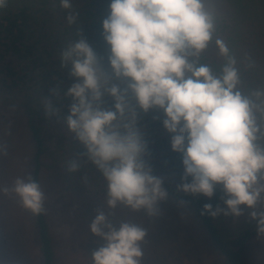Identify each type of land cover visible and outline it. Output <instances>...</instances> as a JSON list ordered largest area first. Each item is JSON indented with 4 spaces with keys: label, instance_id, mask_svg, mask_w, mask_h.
I'll return each mask as SVG.
<instances>
[{
    "label": "clouds",
    "instance_id": "1",
    "mask_svg": "<svg viewBox=\"0 0 264 264\" xmlns=\"http://www.w3.org/2000/svg\"><path fill=\"white\" fill-rule=\"evenodd\" d=\"M61 2L71 7L70 0ZM67 19L73 24L76 16ZM213 31V11L205 0H110L101 33L107 69L85 38L61 53V67L70 62L74 80L65 93L72 100L67 127L106 180L107 206L145 209L152 216L168 193L144 159L147 141L139 121L150 111L162 113L152 119L162 123L172 150L182 154L177 190L212 198L219 186L226 209L205 204L204 211L240 216L246 206L253 219L259 216L258 231L264 232V212L255 211L264 193V91L240 90L232 58L219 76L198 63ZM217 44L227 55L223 42ZM105 96L112 100L110 108ZM77 168L73 162L71 170ZM11 191L34 214L44 211L38 183L18 178ZM90 230L105 241L92 253L93 264H140L144 229L127 222L116 229L101 211Z\"/></svg>",
    "mask_w": 264,
    "mask_h": 264
},
{
    "label": "trees",
    "instance_id": "2",
    "mask_svg": "<svg viewBox=\"0 0 264 264\" xmlns=\"http://www.w3.org/2000/svg\"><path fill=\"white\" fill-rule=\"evenodd\" d=\"M109 3L110 0H70L69 8H64L61 0H3L0 3V104L17 105L27 111L29 129L36 144L32 181L38 184L41 157L46 151L45 125L56 120L67 127L66 118L72 103L71 97L65 95L74 82L69 75L72 66L69 62L67 67H61V53L70 44L85 38L98 56L103 57L107 69L108 48L101 33ZM246 5L244 3L241 7ZM70 14L76 16L73 24L68 23ZM214 29L224 38L227 55H223L220 61L200 57L198 63L207 64L213 74L219 76L223 66L232 58L239 73L240 90L245 95L264 91V23L250 15L232 20L214 15ZM117 83L124 86L122 81ZM104 106H112L110 97H104ZM153 115L162 113L150 111L147 115L142 114L139 124L147 141L144 159L152 166V174L162 179V187L168 193L165 199L187 205L196 213L227 264H249L247 249L264 232H259L257 225L234 234L223 225L222 212L216 217L205 212V204H211L212 210L223 207L220 189H216L212 198L177 190L184 173L182 154L172 150L171 134L162 123L152 119ZM68 132L71 140L58 153L66 184L71 190L95 196L101 204L107 205L106 180L88 159L85 147L75 134ZM261 144L264 146V141ZM73 162L78 164L75 171L71 170ZM33 215L43 264H55L45 212Z\"/></svg>",
    "mask_w": 264,
    "mask_h": 264
},
{
    "label": "rangeland",
    "instance_id": "3",
    "mask_svg": "<svg viewBox=\"0 0 264 264\" xmlns=\"http://www.w3.org/2000/svg\"><path fill=\"white\" fill-rule=\"evenodd\" d=\"M234 1L205 0V3L213 15L221 18L232 20L250 15L264 23V0ZM244 3L246 7H241ZM217 41L227 48L224 38L214 29L207 49L199 58L220 61L223 54ZM190 59L197 60L196 57ZM28 119L24 107L0 104V264H43L33 212L11 191L18 178L30 182L34 175L36 144ZM44 131L46 151L41 157L39 186L44 194L43 208L55 264H93L92 253L105 244L90 230L92 221L101 211L116 229L127 222L145 230V238L140 242L143 253L140 264H227L196 213L187 205L160 200L156 215L150 216L145 209L133 211L122 204L111 209L95 196L71 190L58 158L71 135L66 125L56 120L48 121ZM4 188L9 189L7 194ZM222 209H226L225 204ZM241 209L240 216L223 212L221 215L223 225L234 234L258 225L259 216L253 219L250 215L253 209L243 205ZM255 211L264 212V193ZM246 259L249 264H264V233L249 245Z\"/></svg>",
    "mask_w": 264,
    "mask_h": 264
}]
</instances>
